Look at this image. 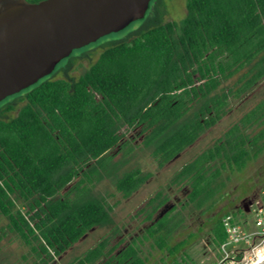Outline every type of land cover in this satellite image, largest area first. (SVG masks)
<instances>
[{
    "label": "trees",
    "instance_id": "16d2710c",
    "mask_svg": "<svg viewBox=\"0 0 264 264\" xmlns=\"http://www.w3.org/2000/svg\"><path fill=\"white\" fill-rule=\"evenodd\" d=\"M160 6L150 25L109 43L77 78L39 79L0 106V216L42 264L111 223L97 183L112 179L127 198L151 176L139 167L118 172L110 151L121 130L137 129L142 150L162 168L212 128L231 99L264 79V0H185L178 21H162ZM263 154L264 97L174 173L173 182L189 188L185 205L210 215L213 247L228 241L229 212H215L223 174H240ZM166 201L157 192L140 211L151 220ZM174 210L146 227L143 239L171 264H188L193 234L172 242L183 222ZM140 244L118 248L104 237L67 264H150Z\"/></svg>",
    "mask_w": 264,
    "mask_h": 264
},
{
    "label": "rangeland",
    "instance_id": "374dc122",
    "mask_svg": "<svg viewBox=\"0 0 264 264\" xmlns=\"http://www.w3.org/2000/svg\"><path fill=\"white\" fill-rule=\"evenodd\" d=\"M184 4L185 0H155L136 28L123 36L107 39L76 55L67 56L66 61L44 80L77 78L96 60L99 52L109 43L126 39L134 30L150 25L154 7L161 5L160 7L164 10L162 21H178L185 14ZM234 80L235 78L225 81L221 88L231 86ZM25 92L11 97L0 106L13 102L16 97L22 96ZM263 97L264 79L239 98L231 99L225 115L162 168H157L148 153L142 150L141 137L138 136L137 129L121 130L124 136L110 151L114 155V161L121 163L118 172L139 167L145 172H150L151 176L127 198H122L115 191L112 179L104 178L97 183L95 192L104 196L108 204L112 206L111 223L103 227H93L48 264H67L104 237H109L111 245L116 244L118 248L134 239H140L141 251L150 264H171V258L166 253L152 248L150 241L144 240L143 235L146 227L173 207H175L174 211L180 213L183 222L177 229L172 242L185 238L189 233L193 234L186 247L190 255L188 264H254L259 257L264 256V154L240 174L229 171L223 174L225 187L215 212L219 211L220 214L229 212V217L232 214L236 215L233 229L229 232L230 243L223 249H217L212 245L209 231L210 215L201 214L200 211L185 205L189 188L185 184H175L173 175L184 163L211 145ZM16 112V110L12 111L9 115L14 116ZM124 142L128 143L127 146L123 145ZM127 147L131 148L129 153H125ZM157 192H162L167 197V201L152 215L151 220H147L146 214L140 210ZM238 255L240 257L236 258ZM177 259L180 262L178 256ZM0 264H42L39 259L29 253L27 247L15 234L7 230L6 221L1 216Z\"/></svg>",
    "mask_w": 264,
    "mask_h": 264
},
{
    "label": "water",
    "instance_id": "95a60500",
    "mask_svg": "<svg viewBox=\"0 0 264 264\" xmlns=\"http://www.w3.org/2000/svg\"><path fill=\"white\" fill-rule=\"evenodd\" d=\"M154 1L0 0V105L47 78L67 56L136 28Z\"/></svg>",
    "mask_w": 264,
    "mask_h": 264
},
{
    "label": "built area",
    "instance_id": "2783aa9c",
    "mask_svg": "<svg viewBox=\"0 0 264 264\" xmlns=\"http://www.w3.org/2000/svg\"><path fill=\"white\" fill-rule=\"evenodd\" d=\"M229 220H230V217L229 216H227V217H225L223 219V223H224V226H225V230L228 233V241L226 243H224L223 245H221V249H223L226 245H228L230 243V238H229L230 237V234H229V232L231 231V229H233V224H231L229 222Z\"/></svg>",
    "mask_w": 264,
    "mask_h": 264
},
{
    "label": "bare ground",
    "instance_id": "6f19581e",
    "mask_svg": "<svg viewBox=\"0 0 264 264\" xmlns=\"http://www.w3.org/2000/svg\"><path fill=\"white\" fill-rule=\"evenodd\" d=\"M262 262H264V256L259 257L258 260L254 264H260Z\"/></svg>",
    "mask_w": 264,
    "mask_h": 264
}]
</instances>
